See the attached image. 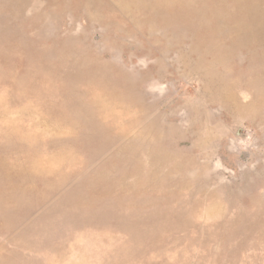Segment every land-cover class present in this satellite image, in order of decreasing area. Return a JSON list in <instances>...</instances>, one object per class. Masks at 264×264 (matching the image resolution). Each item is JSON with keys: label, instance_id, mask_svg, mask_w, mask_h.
<instances>
[{"label": "rangeland", "instance_id": "374dc122", "mask_svg": "<svg viewBox=\"0 0 264 264\" xmlns=\"http://www.w3.org/2000/svg\"><path fill=\"white\" fill-rule=\"evenodd\" d=\"M0 264H264V0H0Z\"/></svg>", "mask_w": 264, "mask_h": 264}]
</instances>
